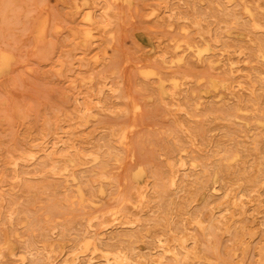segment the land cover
I'll return each instance as SVG.
<instances>
[{"label": "rangeland", "instance_id": "1", "mask_svg": "<svg viewBox=\"0 0 264 264\" xmlns=\"http://www.w3.org/2000/svg\"><path fill=\"white\" fill-rule=\"evenodd\" d=\"M42 263L264 264V0H0V264Z\"/></svg>", "mask_w": 264, "mask_h": 264}, {"label": "bare ground", "instance_id": "2", "mask_svg": "<svg viewBox=\"0 0 264 264\" xmlns=\"http://www.w3.org/2000/svg\"><path fill=\"white\" fill-rule=\"evenodd\" d=\"M195 8H197V7H195ZM231 15V14H230ZM84 21H86V20H84ZM92 23V22H91ZM257 23V22H256ZM87 32H88V30H87ZM90 39V38H89ZM203 50V49H202ZM203 51H205V50H203ZM199 54V53H198ZM5 54L3 53V56H4ZM2 59H3V57H2ZM9 61V60H8ZM8 66V65H7ZM4 67V66H3ZM214 85V84H213ZM161 91V90H160ZM163 97V96H162ZM70 164V163H69ZM72 164H73V162H72ZM240 171V170H239ZM79 190V189H78ZM82 194V193H81ZM81 197H83V196H81ZM90 202V201H89ZM91 203V202H90ZM32 207V206H31ZM118 215V214H117ZM29 227V226H28ZM92 240H94V239H92ZM87 242V241H86ZM85 242V243H86ZM89 243V242H88ZM87 244V243H86ZM89 246V245H88ZM92 246V245H91ZM85 247V246H84ZM40 250V249H39ZM38 261V260H37ZM43 264V263H42Z\"/></svg>", "mask_w": 264, "mask_h": 264}]
</instances>
